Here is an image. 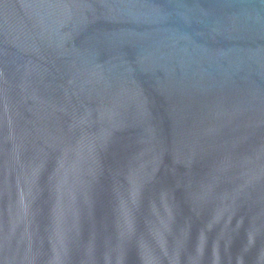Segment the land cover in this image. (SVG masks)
I'll use <instances>...</instances> for the list:
<instances>
[{
	"label": "water",
	"instance_id": "95a60500",
	"mask_svg": "<svg viewBox=\"0 0 264 264\" xmlns=\"http://www.w3.org/2000/svg\"><path fill=\"white\" fill-rule=\"evenodd\" d=\"M0 264H264V0H0Z\"/></svg>",
	"mask_w": 264,
	"mask_h": 264
}]
</instances>
